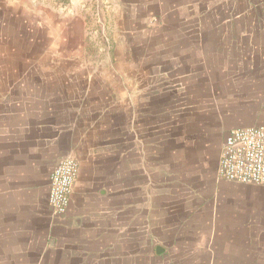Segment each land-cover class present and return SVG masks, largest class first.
I'll return each mask as SVG.
<instances>
[{"label":"crops","instance_id":"obj_1","mask_svg":"<svg viewBox=\"0 0 264 264\" xmlns=\"http://www.w3.org/2000/svg\"><path fill=\"white\" fill-rule=\"evenodd\" d=\"M43 7L37 9L43 10L40 14L54 13ZM171 10L153 15L166 16ZM4 15L0 9V18ZM213 27L215 72L208 77L205 68L197 69L194 87L187 83L182 87L184 95L193 98V106L185 109L192 121L190 128L203 131L202 136V132L197 135L190 131L188 135L186 129L188 134L183 132L181 136L185 148L198 136L199 144L204 143L199 151L204 152L211 136L204 132L217 131L212 231L207 234H172V222L155 217L153 198L146 195L148 190L153 192L155 184V160L160 159L157 143L162 144L164 153L171 149L167 144L172 130L165 114L169 89L148 83L147 89L140 91L133 80L128 100L122 90L121 100L116 102L114 124L105 115L106 90L93 89L89 87L91 83L84 87L92 79L74 73L34 74L33 87L14 89L10 85L11 69L6 70L5 58H1L0 264H138L141 248L145 257L191 255L198 259L196 263L187 260L188 264H202L201 258H207L204 264H264V232H247L251 228L247 223L252 214L250 202H243L241 208L236 202L241 186L252 190L264 186L226 182L217 176L227 133L264 125V0H226L215 8ZM183 28H178L180 36L187 33ZM167 42L165 38L164 49ZM208 85L210 90L205 96L204 86ZM220 130H226L223 137ZM112 139L116 140L114 145L133 146L135 180L126 214L123 187L120 193L109 191L113 169L107 162L123 156L118 146L112 156ZM183 153L186 157V150ZM67 154L76 158L79 171L66 214L56 216L48 204L50 175ZM164 155L162 159L166 158ZM141 176L146 178L143 184ZM140 194L144 196L142 201ZM239 209L241 213L237 212ZM238 213L243 218L236 217ZM184 224L191 225V221ZM157 248L164 252L157 254Z\"/></svg>","mask_w":264,"mask_h":264},{"label":"rangeland","instance_id":"obj_2","mask_svg":"<svg viewBox=\"0 0 264 264\" xmlns=\"http://www.w3.org/2000/svg\"><path fill=\"white\" fill-rule=\"evenodd\" d=\"M224 2L226 0H0V9L5 13L0 18V60L4 57L6 70L11 69L12 88L33 87L34 74L74 73L80 78H90L92 80L86 82L84 87L91 83L89 87L93 89L106 90L108 111L105 115L112 118L114 124L116 102L122 90L125 91L124 98L128 100L133 80L140 91L146 90L148 83L156 88L169 89L170 95L165 100L169 106L165 114L172 130V139L167 144L171 145V149L164 153L162 144L157 143V158L160 159L155 160L152 179L155 184L153 192L148 190L146 195L150 194L153 198L155 217L172 222V234H207L212 231L211 199L219 150L215 146L217 131L204 132L211 135L204 152L199 151L204 143L199 144L198 136L194 143H190L193 146L187 145L188 148H185L181 136L183 132L187 133L186 129L188 135L190 132L197 135L202 132V136L203 131L199 127L198 130L190 128L192 121L189 111L185 112V109L193 106V98L185 96L182 87L185 83L188 87L195 85L197 69L205 68V76L209 73L208 77L215 72L212 64V54L215 53V8L221 7ZM120 4L124 5L123 8ZM39 6L54 12L51 14L53 16L47 12L40 14L43 10H37ZM170 9L166 16L153 15L169 12ZM180 27H184L182 31L187 29L185 35L181 33L180 36ZM165 38L168 46L164 49ZM198 41L201 44L196 45ZM203 58L207 62L205 65ZM207 89L210 90L209 85L204 86L205 96ZM204 100L207 98L204 97ZM197 121L202 125L201 120ZM220 132L223 137L226 130ZM114 133L112 128L113 137ZM115 141L112 139L113 143L109 146L113 150L112 156H115L116 146L123 156L118 161L113 159L107 162L113 169L108 181L109 191L120 193L123 187L122 201L126 214L131 206L135 159L131 143L120 146L114 145ZM185 150L186 157L183 153ZM163 155L166 158L162 159ZM145 179L140 177L141 184ZM119 182H122L121 185ZM252 189L241 186L236 202L240 208L243 202H250L252 214L247 217V223L251 224V228H246L247 232L252 229L253 233H262L264 187ZM143 197L140 194V201ZM112 199L114 201L115 197ZM240 210L237 212L241 213ZM236 217L243 218V214ZM188 219L191 225L186 226L184 223ZM162 240L160 236L161 244ZM164 243L170 248L168 241ZM142 251L141 248L138 264H188L189 260L198 261L191 255L173 256L170 259L163 256L145 257ZM206 259L201 258V261L204 260L202 264L206 263Z\"/></svg>","mask_w":264,"mask_h":264},{"label":"built area","instance_id":"obj_3","mask_svg":"<svg viewBox=\"0 0 264 264\" xmlns=\"http://www.w3.org/2000/svg\"><path fill=\"white\" fill-rule=\"evenodd\" d=\"M79 163L72 155L60 159L50 175L48 204L52 214H66ZM220 180L241 185L264 186V125L230 130L218 161Z\"/></svg>","mask_w":264,"mask_h":264},{"label":"water","instance_id":"obj_4","mask_svg":"<svg viewBox=\"0 0 264 264\" xmlns=\"http://www.w3.org/2000/svg\"><path fill=\"white\" fill-rule=\"evenodd\" d=\"M161 251H162L161 248H157V249H156L157 254H159Z\"/></svg>","mask_w":264,"mask_h":264}]
</instances>
